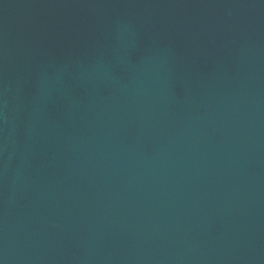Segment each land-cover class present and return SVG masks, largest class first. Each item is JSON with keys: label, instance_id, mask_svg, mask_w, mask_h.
I'll list each match as a JSON object with an SVG mask.
<instances>
[{"label": "water", "instance_id": "1", "mask_svg": "<svg viewBox=\"0 0 264 264\" xmlns=\"http://www.w3.org/2000/svg\"><path fill=\"white\" fill-rule=\"evenodd\" d=\"M0 264H264V0H0Z\"/></svg>", "mask_w": 264, "mask_h": 264}]
</instances>
